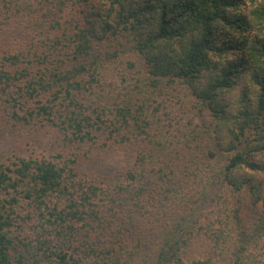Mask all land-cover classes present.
I'll use <instances>...</instances> for the list:
<instances>
[{
  "label": "trees",
  "instance_id": "obj_1",
  "mask_svg": "<svg viewBox=\"0 0 264 264\" xmlns=\"http://www.w3.org/2000/svg\"><path fill=\"white\" fill-rule=\"evenodd\" d=\"M247 1L0 0V264H264Z\"/></svg>",
  "mask_w": 264,
  "mask_h": 264
},
{
  "label": "rangeland",
  "instance_id": "obj_2",
  "mask_svg": "<svg viewBox=\"0 0 264 264\" xmlns=\"http://www.w3.org/2000/svg\"><path fill=\"white\" fill-rule=\"evenodd\" d=\"M249 2H251V0H248ZM247 1V2H248ZM257 35L264 37V27H260L259 31L255 32ZM221 62V61H219ZM239 83L241 85H246V87L248 89H250V91H254L255 89V85L251 84L249 76L244 74L243 77L241 79H239ZM240 87L237 84V87L235 88L234 86L227 92H225V96H224V103H225V107L226 109L229 111L230 109H237L239 106V95L240 93H242L240 91ZM245 91H247V89H244ZM245 100H247L246 102H248L249 100V96L245 97ZM255 137H264V125L261 126L260 128H257L256 131L254 132ZM11 137H0V147H5L9 141H10ZM46 140V137H41V142H44ZM264 158V155L262 156Z\"/></svg>",
  "mask_w": 264,
  "mask_h": 264
}]
</instances>
